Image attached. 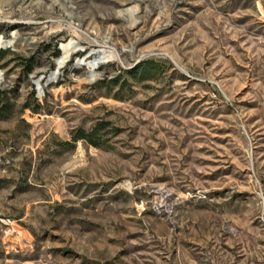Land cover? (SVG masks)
I'll use <instances>...</instances> for the list:
<instances>
[{
  "label": "rangeland",
  "instance_id": "374dc122",
  "mask_svg": "<svg viewBox=\"0 0 264 264\" xmlns=\"http://www.w3.org/2000/svg\"><path fill=\"white\" fill-rule=\"evenodd\" d=\"M0 264H264V0H0Z\"/></svg>",
  "mask_w": 264,
  "mask_h": 264
},
{
  "label": "trees",
  "instance_id": "16d2710c",
  "mask_svg": "<svg viewBox=\"0 0 264 264\" xmlns=\"http://www.w3.org/2000/svg\"><path fill=\"white\" fill-rule=\"evenodd\" d=\"M146 64L145 63H142L141 65H140V69L142 68V67H144ZM139 69V68H138ZM27 73H30L31 72V68H29L27 71H26Z\"/></svg>",
  "mask_w": 264,
  "mask_h": 264
},
{
  "label": "water",
  "instance_id": "95a60500",
  "mask_svg": "<svg viewBox=\"0 0 264 264\" xmlns=\"http://www.w3.org/2000/svg\"><path fill=\"white\" fill-rule=\"evenodd\" d=\"M40 91H42V88L39 86Z\"/></svg>",
  "mask_w": 264,
  "mask_h": 264
}]
</instances>
